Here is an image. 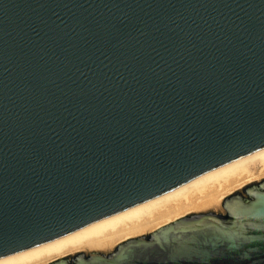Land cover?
<instances>
[{
    "label": "water",
    "instance_id": "95a60500",
    "mask_svg": "<svg viewBox=\"0 0 264 264\" xmlns=\"http://www.w3.org/2000/svg\"><path fill=\"white\" fill-rule=\"evenodd\" d=\"M262 148L264 0H0V257ZM252 186L54 264H264Z\"/></svg>",
    "mask_w": 264,
    "mask_h": 264
},
{
    "label": "bare ground",
    "instance_id": "6f19581e",
    "mask_svg": "<svg viewBox=\"0 0 264 264\" xmlns=\"http://www.w3.org/2000/svg\"><path fill=\"white\" fill-rule=\"evenodd\" d=\"M263 179L264 148L64 236L0 257V264H54L82 252H101L229 198Z\"/></svg>",
    "mask_w": 264,
    "mask_h": 264
},
{
    "label": "flooded vegetation",
    "instance_id": "af4514ba",
    "mask_svg": "<svg viewBox=\"0 0 264 264\" xmlns=\"http://www.w3.org/2000/svg\"><path fill=\"white\" fill-rule=\"evenodd\" d=\"M253 185V184H252ZM251 184L249 185V186H247L246 188H244V190L247 192V191H249L250 189H252L253 188V186H252ZM238 193V192H237ZM234 195H236V193L234 194ZM210 212H212V211H210ZM81 254V253H80ZM80 254H77V255H75V256H73V257H71V258H68L67 260L70 262V263H74L75 261H77V258H78V255H80ZM82 254H85L84 252H82ZM77 257V258H76Z\"/></svg>",
    "mask_w": 264,
    "mask_h": 264
}]
</instances>
